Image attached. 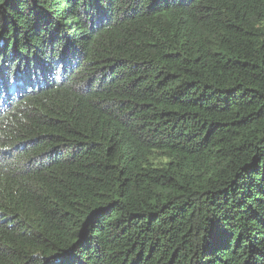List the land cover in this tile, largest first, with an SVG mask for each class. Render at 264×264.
Returning <instances> with one entry per match:
<instances>
[{
    "label": "trees",
    "instance_id": "trees-1",
    "mask_svg": "<svg viewBox=\"0 0 264 264\" xmlns=\"http://www.w3.org/2000/svg\"><path fill=\"white\" fill-rule=\"evenodd\" d=\"M0 264H264V0H0Z\"/></svg>",
    "mask_w": 264,
    "mask_h": 264
}]
</instances>
